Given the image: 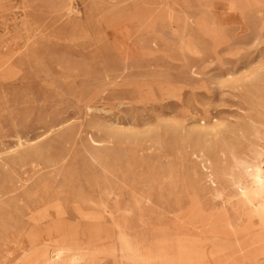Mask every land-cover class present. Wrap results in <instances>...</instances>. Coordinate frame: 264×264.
<instances>
[{
  "label": "rangeland",
  "instance_id": "374dc122",
  "mask_svg": "<svg viewBox=\"0 0 264 264\" xmlns=\"http://www.w3.org/2000/svg\"><path fill=\"white\" fill-rule=\"evenodd\" d=\"M0 264H264V0H0Z\"/></svg>",
  "mask_w": 264,
  "mask_h": 264
},
{
  "label": "bare ground",
  "instance_id": "6f19581e",
  "mask_svg": "<svg viewBox=\"0 0 264 264\" xmlns=\"http://www.w3.org/2000/svg\"><path fill=\"white\" fill-rule=\"evenodd\" d=\"M259 176L263 178V174L261 171L259 172ZM51 210H56L59 214H63L64 209L61 204V199H59L58 196L52 197L51 199L47 200L40 208V210L38 209V211L33 212V219L35 221L46 219L50 216Z\"/></svg>",
  "mask_w": 264,
  "mask_h": 264
}]
</instances>
